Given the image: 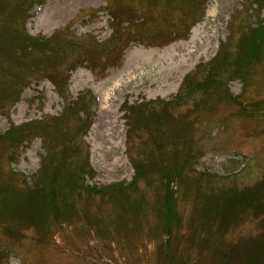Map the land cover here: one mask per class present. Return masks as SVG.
<instances>
[{
  "label": "rangeland",
  "instance_id": "obj_1",
  "mask_svg": "<svg viewBox=\"0 0 264 264\" xmlns=\"http://www.w3.org/2000/svg\"><path fill=\"white\" fill-rule=\"evenodd\" d=\"M0 1L19 6L20 0ZM120 1L132 4L145 14H152V20L138 26L134 22L123 23L126 24L124 33L131 41L118 52L117 48L123 40L112 32L108 25L109 15L103 6ZM250 1L31 0L29 9L23 13L17 10L10 16L0 14V28L11 33V37L22 30L44 38L56 39L62 33L69 35L74 39L73 44L54 60L61 66L70 67L71 63L79 62L70 73L67 97L58 95L59 92L47 78L38 79L36 76H32L18 95L13 96L12 93L11 97H5L3 94L0 100V130L12 123L59 115L68 101L89 89L96 101L91 98L88 111H79L68 121L76 125L86 118L89 122L86 132H80L74 145L73 158L80 164L88 157L93 169L85 179L89 184L99 186L118 180L129 181L134 175L132 156L147 150L143 161H157L153 141L146 139L149 133L144 129V123L149 120L140 119L130 126L128 122L134 116L131 106L142 104L144 118L149 117L148 108L161 105V100L174 98L185 73L195 76V80L199 79L206 76L205 71L215 52L219 56L233 53L239 35L264 17V7L256 6V9ZM10 8L2 6V9ZM190 20L193 23H188ZM163 34L173 39L160 45L145 40L152 38L153 41L163 37ZM41 55L40 59H43L45 55ZM84 57L88 64L80 63ZM262 59L263 62L251 65L248 79L245 76L246 85L237 75L232 76L226 70L218 72L217 79L229 92V97L217 99L215 96L213 99V93L209 92L207 98L199 101L201 93L196 91L170 105L174 115L185 113L186 121H190L188 130H185L188 139L185 149L191 154L189 160L192 167L188 179L198 177L200 186L230 182L243 186L264 180V54ZM229 98L256 111L251 115L238 114L235 109L239 105L230 100L227 102ZM256 105L257 108H254ZM187 108L191 111L185 112ZM46 143L49 144L47 147L40 137H34L19 148V155L14 157L17 159L11 162L14 171L31 176L39 168L45 148L56 142ZM4 164L5 161L3 167ZM152 170L156 174L155 169ZM146 179L138 182L139 190L146 195V203L141 204L137 217L133 212L127 213L124 227L118 228L113 222L117 206L108 202L105 205L101 198H92L89 207L98 212L97 216L105 218V226L98 221L89 226L84 217L64 227L50 222L44 231L36 226L21 224L20 235L8 237L0 233V247H5L10 255L5 253L1 256L0 264H163L157 256L156 239L151 238L154 234L150 233L158 222L155 195L159 183L157 177L154 183H147ZM192 188L187 192L180 188L177 194L183 224L181 232L187 235L191 224L199 227L192 218ZM81 199L83 197L79 196L76 200ZM204 225L213 227L212 224ZM263 230L262 213L256 218L241 214L237 219H230V223L219 233L225 242L237 235L251 234L257 238ZM199 236L196 235V238ZM211 240L209 237L206 245L198 248L190 246L188 239L183 237L181 241H187L189 247L183 248L181 259L187 263L192 258L196 264L209 263L211 255L208 247L214 246Z\"/></svg>",
  "mask_w": 264,
  "mask_h": 264
},
{
  "label": "trees",
  "instance_id": "obj_2",
  "mask_svg": "<svg viewBox=\"0 0 264 264\" xmlns=\"http://www.w3.org/2000/svg\"><path fill=\"white\" fill-rule=\"evenodd\" d=\"M250 2L256 9L264 7V0H251ZM29 3L31 4V0H28L24 6L25 0H20L19 6H16L13 3L7 5L0 1V14L10 16L17 10L23 13L29 9ZM2 6L11 8L2 9ZM103 8L109 15L108 25L111 26L112 32L123 40L117 48L118 52H121L131 41L123 30L126 24L134 22L138 26L152 20V14H145L125 1L110 2ZM199 9L202 11L201 8ZM259 19L247 31L239 35L233 53L229 55L224 53L220 56L218 52L213 54L205 71L206 76L195 80V76L185 73L174 98L161 100V105L152 109L148 108L149 117L144 118L145 109L142 104L131 106L134 116H132V121L128 122L130 126L141 120H149L144 123V129L149 133V138L146 136V139L153 141L152 146L154 151H157V161L149 159L144 162L143 157L148 151H139L136 157H131L134 175L129 181L118 180L116 183L99 186L89 184L85 179L88 172H93V169L88 157L86 156L85 161H81L80 164L76 163L73 158L74 145L81 135L80 132H86L89 122L83 118V121H79L80 124L71 125L68 121L71 115L84 111V109L88 111L91 98L96 101L89 89L83 90L74 99L68 101L59 115L12 123L6 129L0 130V233L8 237L20 235L22 233L21 224L36 226L44 231L50 222L64 227L66 224H75L81 217L86 218L89 226L95 225L96 221L104 223L105 226V218L97 216L98 212L92 211L89 207L92 198H101L105 205L108 202L117 206L118 210L113 222L118 228L124 227L128 217L127 213L133 212L136 216L141 204L146 203V195L139 190L138 182L140 179L147 178V183H154L157 182V177L159 189L155 195L157 204L155 215H157L158 222L157 227L150 229L153 230L150 233L154 234L151 238L156 239L157 256L161 263L196 264L193 258L188 263L181 259L183 248L189 247L187 241H181V239L186 237L190 246L195 245L199 248L204 247L211 237L214 246L208 247L211 256L207 264H264V232L257 238L251 234L237 235L235 239L228 238L225 242H223L222 234L219 233L230 223V219H237L241 214L254 216V218L259 213L264 216V180H257L252 184L253 186L250 184L242 186L234 182L213 186L207 183L200 186L198 177L188 179V173L192 167L189 160L191 154L188 149H185L188 141L185 137V130H188L190 121H186L185 113L174 115L170 111V105L196 91L201 93L199 101L204 97L207 98L209 92L213 93V99L229 97V92L217 79L219 71L226 70L232 76L237 75L244 83L243 85L247 84L245 76L248 79L251 65L263 62L264 17ZM125 22L126 24L123 25ZM165 35L153 41L152 38L145 40L160 45L173 39ZM73 40L65 33L55 39L54 37L44 38L30 35L25 30L11 37V33L0 28V100L4 95L5 97H11L12 93H14L13 96L18 95L22 87L29 84L32 76L38 79L47 78L52 82L55 91L59 92L58 95L67 97L70 73L79 62L71 63V67L70 65L61 66L54 59L65 48L73 44ZM41 53L45 55L43 59H40ZM85 57L80 63L88 64ZM89 66L94 67L91 64ZM105 68L107 69V65ZM7 81L10 84L6 83ZM219 85L220 88H218ZM229 100L239 105L235 109L238 114L251 115L256 111L245 108L240 101L229 98L227 102ZM258 106L261 109V105ZM254 108H257V105ZM190 111L191 108H187L185 112ZM34 137H40L46 147L49 145L47 141L55 140L57 144L53 143L45 148L46 151L40 159L39 168L32 172L31 176L26 177L23 173L14 171L11 162L17 159L14 157L19 155V148H23L22 146ZM3 161L7 164H4L5 168L2 165ZM152 169H155L156 174ZM14 175L17 177L14 178ZM180 188L186 189V192L192 188L194 192L191 193L194 195L192 218L199 227L189 223L192 225L188 232L189 235L181 232L183 224L177 203ZM79 196L83 197V200H76ZM204 224H212L213 227ZM199 234L200 236L196 238ZM4 248L0 247V257L9 255L7 249Z\"/></svg>",
  "mask_w": 264,
  "mask_h": 264
},
{
  "label": "bare ground",
  "instance_id": "obj_3",
  "mask_svg": "<svg viewBox=\"0 0 264 264\" xmlns=\"http://www.w3.org/2000/svg\"><path fill=\"white\" fill-rule=\"evenodd\" d=\"M165 77H166V75H165ZM168 77V76H167ZM167 80H168V78H167ZM116 145V144H115Z\"/></svg>",
  "mask_w": 264,
  "mask_h": 264
}]
</instances>
